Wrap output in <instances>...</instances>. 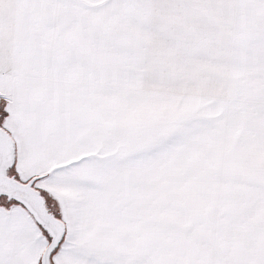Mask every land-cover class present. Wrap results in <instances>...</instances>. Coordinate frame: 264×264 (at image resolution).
Instances as JSON below:
<instances>
[{
    "label": "snow or ice",
    "instance_id": "6c2138e0",
    "mask_svg": "<svg viewBox=\"0 0 264 264\" xmlns=\"http://www.w3.org/2000/svg\"><path fill=\"white\" fill-rule=\"evenodd\" d=\"M0 264H264V0H0Z\"/></svg>",
    "mask_w": 264,
    "mask_h": 264
}]
</instances>
